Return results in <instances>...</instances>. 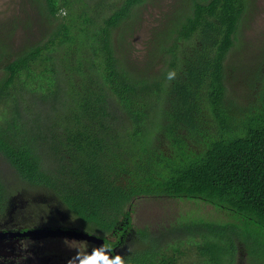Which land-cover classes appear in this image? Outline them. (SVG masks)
Masks as SVG:
<instances>
[{"label":"trees","instance_id":"obj_1","mask_svg":"<svg viewBox=\"0 0 264 264\" xmlns=\"http://www.w3.org/2000/svg\"><path fill=\"white\" fill-rule=\"evenodd\" d=\"M150 3L22 0L41 37L15 48L29 19L0 22V157L70 214V227L112 247L142 244L126 264H180L183 243L198 264H264V45L243 102L227 87L250 0H175L137 63L126 37ZM139 198L230 219L178 213L156 234L132 224Z\"/></svg>","mask_w":264,"mask_h":264},{"label":"rangeland","instance_id":"obj_2","mask_svg":"<svg viewBox=\"0 0 264 264\" xmlns=\"http://www.w3.org/2000/svg\"><path fill=\"white\" fill-rule=\"evenodd\" d=\"M172 4H175V0H151V3L147 4L142 10L137 26L132 34L126 37V42H129L130 45L128 51L131 60H138L137 63L144 62L147 51L149 50V43L153 37V31L165 25L166 18L173 9L170 7ZM250 6V12L241 25L238 40L232 48V53H230L232 57L230 63L233 65V68L229 69L227 79V87L230 88L238 97V100L242 102V96L250 92V85L253 82L255 70L259 66L261 60L259 58L261 47L264 45V0H250ZM10 18L14 21H17L19 18H27L31 23V25H26L24 28L22 26L19 27L17 36L13 41L14 45L11 44V46L15 48L18 47L21 42L30 40L37 41L40 39L41 25L35 20H31L37 19L38 14L28 6H23L22 0H0V22ZM24 22L25 21H22V23ZM235 64L236 67L234 66ZM1 109L2 107L0 105V113ZM0 176L4 180L3 183L6 184L9 189V197L17 195L19 192L24 196L22 197L25 200H22V202H24L23 204L25 207L27 206L28 199L29 203L35 206L40 203L47 205V207L43 206L42 209L38 210V212L45 214L44 217L46 219L54 217L53 219L56 222H61L65 225L74 223L71 221L72 217L70 214L67 215L66 211L61 206L56 205L46 194H42L40 191H34L17 181L8 162L1 157ZM15 205L18 206L16 202ZM25 209L27 211L29 207ZM185 212L193 213V216L195 214L202 215L203 218L208 220L227 221L230 219L225 212L219 211L208 205H194L190 202H183L182 200L171 198H139L134 202V206L132 207L131 221L134 226L146 227L150 232L157 234L159 231L163 230V228L168 227L170 221H172L178 213L183 214ZM128 241L129 242H126L125 239H123L119 248H117L121 249L120 254L122 256L129 250H134L136 247L138 248L140 245L137 241L134 243L131 239ZM35 244H37V242ZM47 245L57 253V257L55 258L56 264H68L69 261L66 254H60L63 253L59 252L60 250L68 252L71 255H74V250L76 248L85 251L84 245L80 244V242L74 238L67 241L66 244L57 239L42 242V246L47 247ZM182 248H186V253L180 257L178 256L179 263L198 264V258L193 249L186 245V243H183Z\"/></svg>","mask_w":264,"mask_h":264},{"label":"flooded vegetation","instance_id":"obj_3","mask_svg":"<svg viewBox=\"0 0 264 264\" xmlns=\"http://www.w3.org/2000/svg\"><path fill=\"white\" fill-rule=\"evenodd\" d=\"M22 196L23 194L18 192L17 195L8 197V199L5 200L3 209L0 211V232L8 234L6 238L0 240V264H56L55 258L57 257V253L54 252L48 245V248L46 246H42V242L47 240L63 239V243L66 244L65 238H67V241H70L74 238L78 240L80 244H83L85 251L88 252H90L92 248L96 246H99L103 243L106 244L104 241L103 243L98 244L92 240L78 239L66 234L60 235L59 233L55 234L56 236H54L45 233V231L40 230L41 232H38L39 229L42 228H60L62 230H68L74 229L75 227H70V225L56 222L53 219L54 217L46 219L44 217L45 214L38 212V210L42 209L43 206L40 207L41 204H37L35 206L32 203H29V199L26 206L29 207V209L26 211V207L23 204L24 202H22V200L24 201L25 199L23 198L24 196ZM15 202L18 206L15 205ZM45 206L47 207V205ZM74 230L82 231L79 229ZM25 232H29L30 234H26ZM126 240L127 239H125V241ZM36 242L37 244H35ZM117 248H119V245L112 247V255L120 253L121 249ZM59 252H63L60 253L63 255L66 254L67 259H70L71 256H73L68 252H64L63 250H60Z\"/></svg>","mask_w":264,"mask_h":264},{"label":"clouds","instance_id":"obj_4","mask_svg":"<svg viewBox=\"0 0 264 264\" xmlns=\"http://www.w3.org/2000/svg\"><path fill=\"white\" fill-rule=\"evenodd\" d=\"M176 75L175 70H170L166 74V79L172 81L176 78ZM65 240L67 242V238ZM112 251V246L104 243L92 248L90 252L76 248L68 264H126L124 257L120 253L112 255Z\"/></svg>","mask_w":264,"mask_h":264},{"label":"water","instance_id":"obj_5","mask_svg":"<svg viewBox=\"0 0 264 264\" xmlns=\"http://www.w3.org/2000/svg\"><path fill=\"white\" fill-rule=\"evenodd\" d=\"M45 231V233L47 234H51V235H55V234H59L60 235H69L71 237H75V238H78V239H85V240H92V241H95L97 242L98 244H101L103 243V240L101 238H97L91 234H88L87 232H83V231H78V230H74V229H60V228H57V229H47V228H42V229H39L38 232H41V231ZM26 234H30L29 232H25ZM32 233H35V232H32ZM8 236L7 233H3V232H0V240L6 238ZM0 246H1V243H0Z\"/></svg>","mask_w":264,"mask_h":264}]
</instances>
